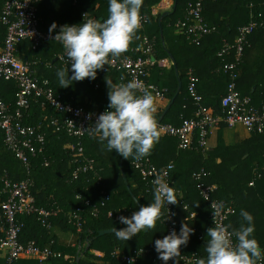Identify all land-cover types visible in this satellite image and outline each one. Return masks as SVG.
Masks as SVG:
<instances>
[{"label":"trees","instance_id":"1","mask_svg":"<svg viewBox=\"0 0 264 264\" xmlns=\"http://www.w3.org/2000/svg\"><path fill=\"white\" fill-rule=\"evenodd\" d=\"M7 1L10 0H0V47L7 35V26L1 21ZM173 1L177 6L173 7L160 24L164 13L154 14L153 9L162 0H143L141 14L148 16L149 20L135 37L147 36L154 45L158 59L170 58V54L175 58V64L171 68L154 67L148 80L164 92L165 100L169 103L178 91L179 80L182 81V89L163 120V123L179 126L183 119L194 117L198 109L189 93L190 70L199 78L198 91L203 96L202 105L213 109L216 114H224L222 98L228 92L231 77L223 70H218L235 61L236 50L232 49L224 57H220L219 52L226 42L235 43L240 27L254 19L264 20V0H203L204 17L207 22L216 26V31L206 35L199 45L176 28L179 21L187 18L189 4L197 0ZM37 8L44 32H50L49 29L54 23L57 25L53 34L58 33L63 25H78L84 19L102 22L108 18V0H40ZM248 40L240 64L241 74L237 89L242 95L250 96L253 106L261 109L264 105V25L257 28ZM137 46L139 43L134 38L125 53L135 56L133 48ZM63 51V46L57 41L45 42L37 49H33L29 41L19 45V54L36 63L32 66L36 75L49 80L51 87L66 103L83 106L98 113L108 108L106 80L117 85L124 83L128 79L126 72L105 67L98 70L95 80L86 78L63 88L59 85L56 73L66 67L60 60L55 61ZM16 92L17 84L14 81L0 80V95L11 106H15ZM165 109L155 114L157 121ZM55 118L62 120L63 115L50 105L44 104L43 99L32 102L24 123L42 126L46 133V151L32 159L29 169L7 149L4 133L0 130V236H3L1 228L4 223L1 205L7 198L3 193L4 177L8 176L13 181L31 177L34 180L32 193L38 205L60 210L51 217L50 229L42 224L37 215L19 216L23 223L20 235L23 243L35 242L42 249L52 246L54 251L62 253V256L50 257L43 264H119L118 255L114 254L116 250L132 254L139 249H144L147 253L134 264H164L155 259L158 254L154 242L169 235L165 211L152 231L141 232L129 241L117 239L114 233L100 235L103 230L126 227L119 222V217H131L140 208L124 180L120 168L123 157L116 152L107 151L106 142L101 143L98 136L89 133L81 142L85 155L96 161L95 171L80 174L77 179H73V156L65 145L77 143L78 139L69 135L66 130H57L52 124ZM159 134V142L146 158H150L158 168L170 163L175 166L171 173V186L180 200L175 205L176 232L179 234L182 224H188L192 229L188 244L181 246L180 255L196 251L201 256L200 260L207 259V230L214 227L212 208L202 197L198 188L199 182L193 176L195 172L202 170L208 172L205 183L218 186L214 193L215 198L232 204L236 209L226 225L238 229L242 222L240 211H248L254 217V237L264 248V131L253 132L249 138L232 145L225 142L223 132L220 131L218 145L208 151L198 147L199 132L194 145L188 149L179 147L176 136L162 133L160 129ZM134 160L136 159L131 157L129 160L125 159L124 170L140 204L147 206L153 201L154 186L143 180L141 173L133 166ZM97 174L103 178L102 184H99ZM251 182L254 185H250ZM106 194L109 199H106ZM87 201L90 203L87 204ZM95 208L99 209L98 216L93 214ZM81 210L82 230L78 231L75 220L71 217L73 213ZM110 212H113V216H110ZM53 228L77 233L78 243L75 246L59 244ZM84 243L87 245L79 250L80 244ZM68 254L71 257L66 258ZM175 261L176 264H184L180 257L175 258ZM4 263L5 260L1 262ZM19 263L41 264L37 260H21ZM168 264H174L173 260L168 261Z\"/></svg>","mask_w":264,"mask_h":264},{"label":"built area","instance_id":"2","mask_svg":"<svg viewBox=\"0 0 264 264\" xmlns=\"http://www.w3.org/2000/svg\"><path fill=\"white\" fill-rule=\"evenodd\" d=\"M39 2L40 0H10L6 2L2 11L1 21L7 26V35L3 46L0 47V80L14 81L17 84V92L15 106L5 102L0 95V130L4 133V143L7 149L29 169L32 159L46 151V133L42 130L41 125H27L24 120L32 102L43 99L44 104L50 105L63 115L62 120L59 118L52 120L53 126L57 130H66L69 135L78 139L77 143L72 142L65 145V148L72 153L75 165L73 179H77L80 174L95 171L96 161L85 155L81 139L91 133L89 128L107 108L98 113L83 106L66 103L62 96L51 87L49 80L41 79L36 75V71L32 69L36 63L19 57V45L24 41L31 42L33 49H37L45 42L55 41V34L44 32L41 29L37 8ZM153 13L156 14L154 11ZM187 13V18L179 21L176 28L178 32L187 34L193 43L199 45L206 35L216 31V26L206 21L203 0L190 3ZM142 16L143 28L149 17ZM263 25L264 20L254 19L249 24L240 27L235 43L226 42L219 52V56L224 57L230 54L232 49L236 50L235 61L218 70H223L231 77L228 92L222 98L223 115L216 114L213 109L202 105L203 96L198 91L199 78L192 70L189 71V93L198 105L194 117L183 119L179 126L163 122L159 126L162 133L178 138L181 149L191 148L194 145L196 134L199 132L198 147L203 151H208L210 130L221 122H225L229 127L242 125L250 133L264 131V105L261 109L253 106L252 98L242 95L237 89V81L241 74L240 64L245 47L248 45L249 36ZM133 51L136 53L135 56L121 54L110 57L109 64L105 67L125 71L128 79L124 80V83L136 81L142 86H147L154 98L165 99L164 92L157 85L150 83L148 77L154 67L171 68L174 62L171 58L158 59L154 52V45L149 42L148 38L145 39L142 46L133 48ZM58 60L65 67L69 66L65 50L58 56ZM69 73L72 74L70 66ZM133 166L149 185H153V180L157 175H165L167 182L170 186L172 185L171 173L175 167L173 163L158 168L150 158L145 157L134 160ZM258 175L261 177V174ZM193 176L199 182L198 188L202 197L211 205L213 226H227L230 216L236 212L235 207L215 198L214 193L218 186L206 184L204 181L208 172L202 170L195 172ZM96 177L99 184H102L103 178L98 174ZM3 182V193L7 195L1 205L4 223L1 228L3 236H0V251L3 253L4 264H20L21 260L30 259H35L43 264L50 257L62 256V253L54 251L52 246L42 249L36 246L35 242L23 243L20 239L23 223L19 220L20 215L34 214L39 217L43 225L50 229L52 228L51 217L60 210L47 209L38 205L37 199L32 193L34 180L31 177L13 181L5 176ZM250 185H254V182H251ZM105 197L109 199L108 194ZM89 203L90 201H87V204ZM175 205H168L167 208L162 209L167 215L169 234L174 229L176 231L177 227ZM221 205L224 206V211L214 217L213 212ZM228 208H231L232 212L225 215ZM93 214L98 216L99 209L95 208ZM82 215L83 211L81 210L73 213L71 217L75 220L74 224L78 231L82 230ZM110 216H113V212H110ZM86 245L87 243L80 244L79 250ZM145 253L147 252L144 249H139L132 254H124L120 250H116L114 254L118 255L119 264H134ZM155 259L161 261L158 255ZM200 259L201 256L196 251L180 255V260L184 264H199Z\"/></svg>","mask_w":264,"mask_h":264},{"label":"clouds","instance_id":"3","mask_svg":"<svg viewBox=\"0 0 264 264\" xmlns=\"http://www.w3.org/2000/svg\"><path fill=\"white\" fill-rule=\"evenodd\" d=\"M143 0H108V18L104 21L88 19L78 25H63L54 40L65 50L69 66L57 71L60 87L68 88L74 82L86 78L95 80L98 70L109 64L110 57L125 53L138 31L142 28L141 8ZM54 23L49 31L54 32ZM108 108L101 113L89 128L101 143L106 142L109 152L121 157L140 160L151 155L159 142V125L156 119L157 105L147 86L136 81L114 84L106 80ZM153 201L141 206L131 217L120 216L119 222L126 227L113 228L117 239L129 241L141 232L152 231L163 217L162 209L179 203L176 190L167 182L165 175L153 180ZM224 211L221 205L215 209L214 217ZM232 212L228 208L225 215ZM242 222L238 229L231 225L207 230V259L199 264H264V248L254 237V217L246 210L240 211ZM164 222V221H163ZM192 229L182 224L179 234L175 229L154 242L158 258L168 261L180 257L181 246L189 242Z\"/></svg>","mask_w":264,"mask_h":264},{"label":"crops","instance_id":"4","mask_svg":"<svg viewBox=\"0 0 264 264\" xmlns=\"http://www.w3.org/2000/svg\"><path fill=\"white\" fill-rule=\"evenodd\" d=\"M174 7V1L173 0H162L160 4H158L156 7H154L153 11L158 13H165V12H171ZM148 38L147 36H139L135 37V41L139 43V46H142L144 44L145 39ZM137 46V47H139ZM126 54V53H123ZM19 57L21 59H25L23 54H19ZM26 60V59H25ZM155 102L157 105V112L161 109H164L168 106L167 100L163 99H157L155 98ZM223 132V137L225 139V142L228 145L232 144H239L243 140L249 138L251 136V133L242 125H238L236 127H229L225 122H221L219 125L213 127L210 130L209 135V149H213L218 145V137L219 132ZM53 233L56 234L57 240L59 244L66 245V246H75L78 243L79 236L77 233H74L72 231L65 232L63 230H60L59 228H53ZM96 254L100 255L99 252H96ZM71 257L69 254L66 255V258ZM35 260V259H30ZM4 261L3 253L0 251V264ZM48 259L46 260V262Z\"/></svg>","mask_w":264,"mask_h":264},{"label":"water","instance_id":"5","mask_svg":"<svg viewBox=\"0 0 264 264\" xmlns=\"http://www.w3.org/2000/svg\"><path fill=\"white\" fill-rule=\"evenodd\" d=\"M176 6H177V3L175 2L174 7H176ZM169 14H170V12H165V13L163 14V16L160 18V24H162V21H163L164 17L167 16V15H169ZM162 33H163V30H162ZM170 58H171V60H172V61L174 62V64H175V58H174V56H173L172 54H170ZM57 60H58V58L55 59V61H57ZM177 72H178V70H177ZM181 89H182V81L179 80V88H178V91H177L175 97L171 100V102H170V103L168 104V106L166 107L164 113H163V114L161 115V117L159 118V120H158V125H159V126H160V124L163 122V120L165 119V116H166L167 112L169 111V109L171 108V106L173 105V103L175 102V100H176L178 94L180 93ZM124 161H125V158H122L121 163H120V168H121L122 174H123V176H124V180H125V182H126V185H127L128 190H129L130 193L132 194L134 200L136 201V203L138 204V206L141 207L142 205L140 204L138 197H137V196L134 194V192L132 191V187H131V185H130V183H129V181H128V178H127V176H126V172H125V170H124ZM112 229H113V228H112ZM112 229L103 230V231L100 232V235L102 236V235H105V234L113 233ZM116 229H118V228H116Z\"/></svg>","mask_w":264,"mask_h":264}]
</instances>
